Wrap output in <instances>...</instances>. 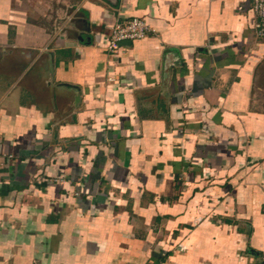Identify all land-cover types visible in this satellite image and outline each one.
I'll list each match as a JSON object with an SVG mask.
<instances>
[{
    "label": "crops",
    "instance_id": "obj_1",
    "mask_svg": "<svg viewBox=\"0 0 264 264\" xmlns=\"http://www.w3.org/2000/svg\"><path fill=\"white\" fill-rule=\"evenodd\" d=\"M153 33L107 49L110 27ZM251 0H0V264H264V39Z\"/></svg>",
    "mask_w": 264,
    "mask_h": 264
},
{
    "label": "built area",
    "instance_id": "obj_2",
    "mask_svg": "<svg viewBox=\"0 0 264 264\" xmlns=\"http://www.w3.org/2000/svg\"><path fill=\"white\" fill-rule=\"evenodd\" d=\"M251 10L254 16L253 34L258 39H264V0H251ZM153 31V28L141 18L134 17L123 21H115L110 27L107 49L113 54L118 50L122 41L143 39ZM2 155L8 161L6 163L0 161V170L3 167L10 166V162L14 160V155L11 153H3Z\"/></svg>",
    "mask_w": 264,
    "mask_h": 264
},
{
    "label": "water",
    "instance_id": "obj_3",
    "mask_svg": "<svg viewBox=\"0 0 264 264\" xmlns=\"http://www.w3.org/2000/svg\"><path fill=\"white\" fill-rule=\"evenodd\" d=\"M122 42H123V43H125V42H127V43H128V42H130V41L126 40V41H122Z\"/></svg>",
    "mask_w": 264,
    "mask_h": 264
}]
</instances>
